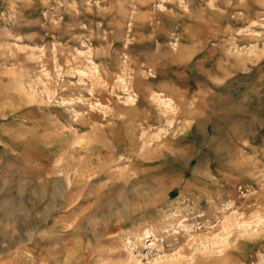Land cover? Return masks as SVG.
I'll return each instance as SVG.
<instances>
[{
  "label": "rangeland",
  "instance_id": "obj_1",
  "mask_svg": "<svg viewBox=\"0 0 264 264\" xmlns=\"http://www.w3.org/2000/svg\"><path fill=\"white\" fill-rule=\"evenodd\" d=\"M0 264H264V0H0Z\"/></svg>",
  "mask_w": 264,
  "mask_h": 264
},
{
  "label": "bare ground",
  "instance_id": "obj_2",
  "mask_svg": "<svg viewBox=\"0 0 264 264\" xmlns=\"http://www.w3.org/2000/svg\"><path fill=\"white\" fill-rule=\"evenodd\" d=\"M160 180V179H159ZM164 182V181H163ZM170 183V182H169ZM163 185V184H162ZM161 185V186H162ZM68 187V186H67ZM123 191V190H122ZM58 192V191H57ZM140 193V192H139ZM162 194V193H161ZM160 194V195H161ZM169 194V193H168ZM129 195V194H128ZM160 195H159V197H160ZM147 196V195H146ZM150 196V195H149ZM149 196H148V198H149ZM118 197H119V194H118ZM153 197V196H152ZM155 198H153L152 200H149L148 202H146V204H144L143 206H141V207H135L134 209H133V211L132 212H138V210H141V211H145V210H147L149 207H151V206H153V205H157V202L159 201V200H161V198H159L158 196H154ZM158 197V198H157ZM148 198H144V200H147ZM143 199V198H142ZM150 199V198H149ZM51 205V204H50ZM52 205H53V203H52ZM127 209V208H126ZM128 210V209H127ZM136 210V211H135ZM122 212V211H121ZM127 212V211H126ZM123 213V212H122ZM124 215V214H123ZM83 218V217H82ZM135 216L130 220V221H133V220H135ZM93 219V218H92ZM82 222H83V220H81ZM89 221V223L91 222V220H88ZM96 221V220H95ZM79 222V221H78ZM97 222H99V221H97ZM80 223V222H79ZM97 224V223H96ZM92 225V224H91ZM94 225V224H93ZM99 225V224H98ZM83 226V225H82ZM102 230V229H101ZM106 231V230H105ZM99 234H101V233H99Z\"/></svg>",
  "mask_w": 264,
  "mask_h": 264
},
{
  "label": "crops",
  "instance_id": "obj_3",
  "mask_svg": "<svg viewBox=\"0 0 264 264\" xmlns=\"http://www.w3.org/2000/svg\"><path fill=\"white\" fill-rule=\"evenodd\" d=\"M244 122V121H243Z\"/></svg>",
  "mask_w": 264,
  "mask_h": 264
}]
</instances>
